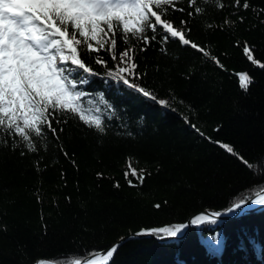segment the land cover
Listing matches in <instances>:
<instances>
[{
    "label": "trees",
    "instance_id": "obj_1",
    "mask_svg": "<svg viewBox=\"0 0 264 264\" xmlns=\"http://www.w3.org/2000/svg\"><path fill=\"white\" fill-rule=\"evenodd\" d=\"M249 3L238 13L244 23L224 30L225 16L237 20L231 7L205 5L206 14L191 18V39L223 68L178 41L166 45L167 54L155 42L138 53V82L170 108L93 65L101 76L84 90L96 101L102 94L115 112L103 135L70 120L58 141L40 142L36 152L0 145V264H65L74 253L102 251L141 230L183 224L205 209L226 210L264 184V69L243 52L246 41L264 62V13L252 10L264 9V0ZM169 18L177 25L189 19L179 12ZM124 47L118 39L117 54ZM101 54L114 68L110 54ZM244 72L254 81L247 92L239 86ZM129 162L151 173L142 185L125 178ZM110 264H264V210L192 227L179 242L129 240Z\"/></svg>",
    "mask_w": 264,
    "mask_h": 264
},
{
    "label": "snow or ice",
    "instance_id": "obj_2",
    "mask_svg": "<svg viewBox=\"0 0 264 264\" xmlns=\"http://www.w3.org/2000/svg\"><path fill=\"white\" fill-rule=\"evenodd\" d=\"M205 5L218 11L235 9L230 15L237 20L225 16L221 30L237 21L244 23L245 17L238 14L239 10L250 8L249 0H229V3L224 0H0V145L11 144L13 148L23 145L28 152H36L38 143L49 138L58 141L70 120L103 135L115 112L102 94L96 101L84 90L91 78L101 76L93 65L105 70L104 77L122 83L162 108H170L168 100L158 98L154 91L138 82L142 74L136 71V56L154 42L167 54L166 45L178 41L223 68L217 57L189 35L191 18L206 14ZM252 10L257 15L264 13V9ZM177 12L189 19L181 18L179 25L175 24L169 17ZM207 27L213 25L209 23ZM118 39L125 45L119 54ZM254 50L255 46L244 42L247 59L264 69V62L255 57ZM101 52L110 54L114 68H108V60ZM238 77L240 88L247 92L253 78L246 72ZM221 146L243 161L231 146ZM21 155H25L24 150ZM244 162L249 168L255 167ZM261 164L259 171L264 174V162ZM128 167L125 178L131 175L141 185L145 175H151L146 169L138 172L130 162ZM128 183L136 186L131 180ZM246 204L264 206V184L254 188L250 195L242 194L227 213L237 214ZM160 206L154 205L157 209ZM221 215L220 212L200 214L191 224H215ZM186 227L177 224L145 229L135 235L175 238ZM119 246L113 245L104 252L74 253L65 264H110Z\"/></svg>",
    "mask_w": 264,
    "mask_h": 264
},
{
    "label": "water",
    "instance_id": "obj_3",
    "mask_svg": "<svg viewBox=\"0 0 264 264\" xmlns=\"http://www.w3.org/2000/svg\"><path fill=\"white\" fill-rule=\"evenodd\" d=\"M249 205L250 204H246L243 207L242 210H237V214L227 213V209L226 210H223V211H217V210H214V209H205V210H203V211H201L199 213H196V214L192 215L185 223H183L184 225H187V227L182 231L181 234H179L175 238H172V237H162V236H156V235H142V236H137V235H135L136 233H133V234H130L128 236L121 237L117 241V243L114 244V245H120L121 246L122 244H124L125 242H127L129 240H132V239H140V238H153V239L157 240L160 243L179 242V241H181L185 237V235L187 234V232L189 231L190 228H192V227H199L202 224H204V223L199 224V225H193V224H191V220L193 218H195L197 215H200V214H206L207 215V214H210L211 212H220L222 215H221V217H219L217 219V223L214 224V226H219L222 223L227 222L229 220L239 219V218L244 217L246 215L260 213V212H262L264 210V206H257V207H251V208H249ZM205 223H207V222H205ZM111 247H109V248H111ZM109 248H107V249H109ZM107 249H104V250L98 251V252H104ZM39 262H45V261H39ZM47 263H51V262H47ZM52 264H56V263H52Z\"/></svg>",
    "mask_w": 264,
    "mask_h": 264
},
{
    "label": "bare ground",
    "instance_id": "obj_4",
    "mask_svg": "<svg viewBox=\"0 0 264 264\" xmlns=\"http://www.w3.org/2000/svg\"><path fill=\"white\" fill-rule=\"evenodd\" d=\"M257 206H259V205H252V204H250L249 205V208H251V207H257ZM194 219V218H193ZM179 235V234H178ZM37 264H52V263H47V262H38Z\"/></svg>",
    "mask_w": 264,
    "mask_h": 264
}]
</instances>
